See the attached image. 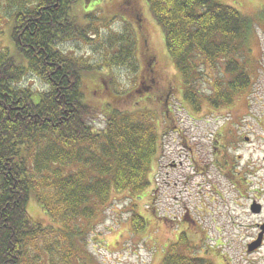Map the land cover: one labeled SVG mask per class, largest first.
<instances>
[{
	"label": "trees",
	"instance_id": "16d2710c",
	"mask_svg": "<svg viewBox=\"0 0 264 264\" xmlns=\"http://www.w3.org/2000/svg\"><path fill=\"white\" fill-rule=\"evenodd\" d=\"M78 2L0 0V34L3 25H11L18 54L11 53L10 45L0 51V264H38V244L44 243V250L54 257L62 239L69 246L64 264L71 259L93 262L92 253L86 258L83 249L73 248L88 233L80 221L94 217L97 207H106L114 190L136 193L152 185L149 174L160 147L152 114L119 111L108 103L103 111L106 128L96 131L88 120L97 109L85 101L82 89L84 72L109 69L115 63L132 71L139 67L132 30L126 27L115 37L117 54L110 55V65L67 54L63 43L93 41L92 36L99 35L93 34L97 25L92 17L86 23L78 20ZM147 3L162 29L167 53L185 80L184 98L196 111L202 94L219 108L252 86L254 77L244 64L247 42L256 31L252 18L219 0ZM28 73L47 89L20 84ZM142 80L140 91L152 89L146 77ZM201 83L210 87L207 93L197 87ZM166 103L168 109L171 103ZM74 163L81 167L65 173ZM42 189L49 191L47 200L40 195ZM33 197L62 227L34 222L28 212ZM132 221L136 230L146 223L137 213ZM89 230H94L92 223ZM186 237L184 232L169 247L163 264H206L178 250ZM61 259L47 264H61Z\"/></svg>",
	"mask_w": 264,
	"mask_h": 264
},
{
	"label": "rangeland",
	"instance_id": "374dc122",
	"mask_svg": "<svg viewBox=\"0 0 264 264\" xmlns=\"http://www.w3.org/2000/svg\"><path fill=\"white\" fill-rule=\"evenodd\" d=\"M100 1L79 0L77 4H82L75 6L80 23L94 20L92 24L97 26L93 34L99 35L88 42L70 40L63 43V49L91 64L110 65V55L117 54L115 37L128 26L135 40L131 24L138 30L143 26L136 16L127 14L128 0ZM219 1L252 18L256 28L247 42L244 63L254 81L232 103L213 107L202 94L201 108L196 111L184 98L185 80L167 53L162 29L147 0H139L142 24L146 23V29L138 33L134 52L140 59L139 67L132 71L115 63L109 69L82 74L85 101L97 109V114L88 120L96 131L106 128L103 111L109 103L119 111L151 113L160 134L158 158L149 174L151 187L136 193L114 190L106 207H97L94 217L80 221V227L88 233L73 248L83 249L86 258L92 253L94 260L88 264H163L169 247L178 243L184 232L187 239L178 250L202 258L206 264H227V257L237 258L250 240L242 226L264 223V0ZM10 26L1 27L0 51L10 45L11 53L18 57ZM145 56L152 61V76L158 82L152 89L140 91ZM20 84L31 85L34 90L47 89L32 73ZM197 87L205 93L210 90L203 83ZM38 98L36 94L35 100ZM166 98L171 103L168 109ZM80 167L74 163L64 172H76ZM43 189L40 195L47 200L49 191ZM251 208L262 211L254 213ZM28 212L35 223L62 227L35 197L28 202ZM135 213L146 219L138 230L132 221ZM91 223L93 232L89 230ZM44 246H37L42 259L38 264H47L50 259L58 262L61 257L64 264L68 242H59L60 249L54 257ZM69 264H84V260L71 259Z\"/></svg>",
	"mask_w": 264,
	"mask_h": 264
},
{
	"label": "flooded vegetation",
	"instance_id": "af4514ba",
	"mask_svg": "<svg viewBox=\"0 0 264 264\" xmlns=\"http://www.w3.org/2000/svg\"><path fill=\"white\" fill-rule=\"evenodd\" d=\"M126 3L130 7L129 11H127V14L136 16L140 22V25L143 26L142 28H139L138 30L137 28L134 27L133 24H131L133 31L136 35V38L134 41L135 42V53H136L138 42H139L138 33L139 32L141 33L142 29H146V23L142 24V18L140 16L142 14V10L139 4V0H128ZM145 55H148V52H146ZM145 58H146L147 63H149V65L151 64L150 65L151 67L145 70V66H144L142 67V71H144V75L147 74L145 77L147 78V81H149L150 87L152 88L154 84H156L158 81L152 76V73L155 72L153 69L152 61L148 60V56H145ZM139 65H140V62H139ZM144 75H143V79L145 78ZM150 75L152 76L151 78H149ZM166 101H169V100H166ZM251 209H252L251 211L254 213H261L262 211V209H259L258 211H255L253 208ZM242 227H243V231L246 232V238L250 240L246 242L245 248L242 250V252L238 255L237 258L230 259V257H227L226 263L227 264H264V223L246 224V225H243Z\"/></svg>",
	"mask_w": 264,
	"mask_h": 264
},
{
	"label": "water",
	"instance_id": "95a60500",
	"mask_svg": "<svg viewBox=\"0 0 264 264\" xmlns=\"http://www.w3.org/2000/svg\"><path fill=\"white\" fill-rule=\"evenodd\" d=\"M254 208V207H253Z\"/></svg>",
	"mask_w": 264,
	"mask_h": 264
}]
</instances>
